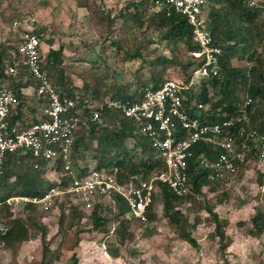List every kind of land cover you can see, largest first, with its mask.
Instances as JSON below:
<instances>
[{"label":"trees","instance_id":"16d2710c","mask_svg":"<svg viewBox=\"0 0 264 264\" xmlns=\"http://www.w3.org/2000/svg\"><path fill=\"white\" fill-rule=\"evenodd\" d=\"M152 4L153 0H126L121 10L114 12L98 7L92 14L100 27L101 36L106 40L112 38L118 23L124 25L130 22L140 27L147 21L148 25L153 26L158 32L170 53L169 56L159 54L147 59L144 52L140 51V47L131 51L121 43L120 38L115 39L113 43L124 52L123 60L130 62L140 60L141 63H146L148 75L143 76L135 70L137 77L135 83L120 85L109 94L100 92L98 88H88L87 85L80 89L71 85L64 77L63 47L60 46L57 49L42 47L44 54L42 68L46 70L50 81L61 96L75 100L81 115L80 128L75 132L72 158L76 164H79L82 171H87L91 164L95 169H115L117 178L122 183L129 181L132 175H138L140 178L150 177L153 173L165 168L164 160L157 155L148 139L137 130L133 121L126 118L120 110L104 106L101 118L91 121L87 112L88 108L85 106L89 103L102 102L106 97L133 102L141 97L146 88H157L164 82L173 80L164 78L167 66L175 65L181 68L185 75L183 81L187 82L202 64L201 60L193 56V53L199 52V47L192 41L191 27L185 18L174 11L169 14L162 11L153 12ZM263 9L264 0H259L256 6H250L247 0H206L205 23L213 44L221 49L219 69L216 76L203 82L200 93L189 95V98L195 97L198 102L207 106L206 110H200V115L205 120L212 121L226 117L235 119V127L232 130L237 137L238 145L245 144L249 147L245 160L239 164V168L246 164L250 152L256 150L255 143H261L253 139L248 132L254 133L255 136L264 134V70H262L264 68V19L261 17ZM26 31V29L18 31L13 40L0 41V87L2 85L8 87L18 98V105L9 118L10 124L36 121L34 115L39 105L44 104L42 100H38L37 106H30L28 95L22 92L23 88L37 86L27 67L18 62V43ZM29 33H35L39 37L42 34L35 29ZM233 60L244 61L247 64L254 63V65H235ZM13 62H17L16 74L6 75L5 69ZM155 66L160 68H153ZM246 96L251 98V104L241 110L240 105ZM25 108L26 111H23ZM29 114L33 117L26 121L25 118ZM241 128L242 132L239 131ZM202 151L212 159L218 152L212 146L199 144L195 152ZM36 164L37 167H35ZM54 167L57 171L63 172L61 179L65 183L69 175L64 174L63 162L60 159L55 166H52L44 160L32 159L29 154L15 152L7 154L0 173V225L3 224V228H0V247L2 249L15 250L23 241L29 227H35L39 232L37 234L43 240L46 239L47 228L40 222L41 220L35 215L24 218L15 217L12 214L10 201L14 197L43 196L52 186L57 185L56 181L50 180L47 176ZM188 171L193 185L192 193L185 197L176 196L164 183L157 181L158 192L154 194L148 218L149 222L155 221L157 218L155 204L157 200H160L162 215L183 240L196 246V241L188 229V216L194 212L196 196L201 194L204 188L212 192L220 190L222 196L227 194L222 183L207 179V171L197 172L193 164H190ZM112 199L111 205L103 202L95 203L87 218L95 230L105 232L108 222L115 220L118 222L115 231L126 232L128 225L133 221L127 217V203L118 195L113 196ZM66 200L69 206L60 214L58 224L61 238L54 250L53 258L46 259V253L49 250L44 247L41 259L32 264H52L53 259L59 258L64 251H72L69 264H78V255L74 249L79 244L81 230L76 228L77 224L74 222L86 216L80 205L71 203L69 198ZM23 205L24 211L29 214L37 210L32 202L23 201ZM181 205H188L185 212L181 210ZM204 209L210 215V221L214 225V236L218 238L219 248L223 252L230 243L225 233L228 222L218 216L213 206L207 205ZM114 212L116 214L110 217L109 214ZM66 219L68 221L65 223ZM194 221L196 224L198 219ZM251 222L253 234L260 235L264 231V212L257 209L251 217ZM109 249L112 254L117 255L116 248Z\"/></svg>","mask_w":264,"mask_h":264},{"label":"rangeland","instance_id":"374dc122","mask_svg":"<svg viewBox=\"0 0 264 264\" xmlns=\"http://www.w3.org/2000/svg\"><path fill=\"white\" fill-rule=\"evenodd\" d=\"M125 2L126 0H0V41L15 39L21 29H35L42 33L40 40L44 49L63 47L66 81L78 89L87 85L88 88H98L100 92L109 94L120 85L135 83L136 72L148 75L146 63H141L140 60H123L124 52L113 43L115 39L120 38L121 43L131 51L140 47L147 59L159 54L170 55L165 42L147 21L140 27L130 22L124 25L118 23L112 38L106 40L101 36L100 27L92 15L95 8L116 12L121 10ZM261 17L264 19V9ZM233 61L240 66L254 65ZM164 78L183 81L185 75L178 66L169 65ZM27 91H30L29 105L37 106L38 99L31 93L32 90L28 88ZM32 117L29 114L25 120L29 121ZM255 146L256 150L250 152L246 164L238 169L237 175L225 186L226 196H222L220 190L212 192L206 188L196 196L194 212L188 216V229L196 246L183 240L162 215L160 200L155 204V221L149 225L132 221L126 232L115 231L118 225L115 220L108 222L107 232L93 229L87 218L90 210H84L86 218L74 222L77 224L76 228L81 230L79 244L74 249L78 255V264H264V231L260 235L253 234L251 222L257 209L264 212V145L256 142ZM47 176L50 180L56 178L53 172ZM66 199L47 211L36 206L37 210L30 214L24 211L22 200H11L12 214L15 217L35 215L46 226L47 234L43 240L35 227H29L15 250L0 247V264H32L41 259L44 247L49 250L46 259L53 258L61 238L58 224L60 214L69 206ZM70 200L71 203H76ZM103 203L111 205L107 200H103ZM207 205L213 206L218 216L228 222L225 233L230 243L223 252L219 248L218 238L214 236L210 215L204 209ZM187 206L181 205V210L185 212ZM116 213H110L109 216ZM196 219L198 221L195 224ZM67 221L66 219L65 223ZM193 224L195 226L191 227ZM113 247L117 249V255L111 253L109 248ZM71 254L72 251H64L59 258L53 259L52 264H69Z\"/></svg>","mask_w":264,"mask_h":264},{"label":"built area","instance_id":"2783aa9c","mask_svg":"<svg viewBox=\"0 0 264 264\" xmlns=\"http://www.w3.org/2000/svg\"><path fill=\"white\" fill-rule=\"evenodd\" d=\"M250 6H256L259 0H247ZM206 0H153V12L174 11L185 18L191 27L192 41L199 47L193 56L202 61L189 80H169L157 88H146L140 98L133 102H124L106 97L102 102L89 103L85 106L91 121H97L103 115L104 106L120 110L137 126V130L145 136L151 147L161 156L165 168L153 173L148 178L138 175L130 176L129 181L120 182L116 170L107 168L95 169L90 166L82 171L72 158L75 132L80 128L79 109L73 98L61 96L50 81L46 70L42 68L44 54L40 37L23 33L18 43V62L26 66L33 79L35 88L28 87L38 100L44 102L35 113L36 121L26 124H10L9 118L18 105V98L8 87H0V173L10 152L29 154L32 159L44 160L54 165L60 159L63 162L64 174L69 179L63 183V172L52 171L56 175L52 186L41 197H14L11 200L32 202L40 209L47 211L62 199H72L83 210H91L95 203L112 197L121 196L128 206L127 217L133 221L149 225L148 213L154 194L158 192L156 182L164 183L171 192L179 197L192 193V182L189 177V166L197 172L207 171V179L218 181L226 186L245 160L249 147L238 145L233 132L235 119L226 117L217 120H205L200 110L207 106L189 98L191 93H200L204 81L216 76L219 69L221 49L214 45L207 29L204 17ZM17 62L8 65L4 73L16 74ZM28 88L22 92L30 95ZM246 96L240 109L251 104ZM242 132V128L239 129ZM253 139L264 145V134ZM199 144L208 145L218 150L212 159L206 153L195 152ZM37 167V164L35 165ZM264 179V174H263ZM264 181V180H263ZM264 188V186H263Z\"/></svg>","mask_w":264,"mask_h":264},{"label":"water","instance_id":"95a60500","mask_svg":"<svg viewBox=\"0 0 264 264\" xmlns=\"http://www.w3.org/2000/svg\"><path fill=\"white\" fill-rule=\"evenodd\" d=\"M0 228H3V224L0 225Z\"/></svg>","mask_w":264,"mask_h":264},{"label":"crops","instance_id":"0c3cea01","mask_svg":"<svg viewBox=\"0 0 264 264\" xmlns=\"http://www.w3.org/2000/svg\"><path fill=\"white\" fill-rule=\"evenodd\" d=\"M29 96V95H28ZM23 111H26V110H23ZM38 111V110H37ZM34 117H35V115H34Z\"/></svg>","mask_w":264,"mask_h":264}]
</instances>
